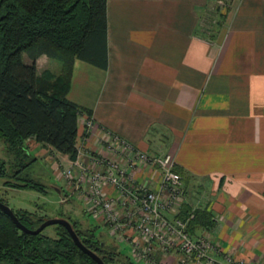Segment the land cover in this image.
<instances>
[{
	"label": "crops",
	"instance_id": "1",
	"mask_svg": "<svg viewBox=\"0 0 264 264\" xmlns=\"http://www.w3.org/2000/svg\"><path fill=\"white\" fill-rule=\"evenodd\" d=\"M106 45V68L74 62L67 97L94 123L83 139L87 114L78 118V158L89 164L105 132L171 154L179 212L211 211L200 234L219 246L216 258L264 264V0H106ZM134 178L157 189L161 173L145 166Z\"/></svg>",
	"mask_w": 264,
	"mask_h": 264
},
{
	"label": "trees",
	"instance_id": "2",
	"mask_svg": "<svg viewBox=\"0 0 264 264\" xmlns=\"http://www.w3.org/2000/svg\"><path fill=\"white\" fill-rule=\"evenodd\" d=\"M42 55L58 64L57 72L50 68L38 72L36 61ZM77 59L107 66L106 0H0V141L5 154L0 157V178H8L6 185L45 191V184L31 171L36 158L29 141L69 159L77 157L78 118L91 114L67 97ZM174 170L181 172L176 166ZM60 194L64 196L62 188ZM13 212L28 228L45 219L26 209ZM177 216L188 218L192 237L214 224L205 207L192 209L182 203ZM63 218L105 264H134L122 255L118 242H101L93 229H81L80 222ZM53 229V235L44 229L23 233L0 210V264H98L73 242L64 226L53 224Z\"/></svg>",
	"mask_w": 264,
	"mask_h": 264
},
{
	"label": "built area",
	"instance_id": "3",
	"mask_svg": "<svg viewBox=\"0 0 264 264\" xmlns=\"http://www.w3.org/2000/svg\"><path fill=\"white\" fill-rule=\"evenodd\" d=\"M83 127L79 137L85 139L94 129L92 117L84 118ZM100 140L102 151L89 156V164L80 160L77 154L67 166H58L65 188L61 201L68 200L73 194L79 197L89 216L107 225L112 236L130 245L132 257L137 262L247 264L226 254L223 260H218L215 255L221 253L218 245L205 235L192 237L188 233V218L184 220L177 216L183 198V183L181 175L174 170L171 154L153 155L136 150L109 132H105ZM76 146L78 150V138ZM145 166L160 171L157 189L135 181L134 172ZM106 187L113 188L115 195L108 196ZM168 212H172V217L167 216ZM128 230L138 234L142 244H139L140 240L139 243L131 240Z\"/></svg>",
	"mask_w": 264,
	"mask_h": 264
},
{
	"label": "rangeland",
	"instance_id": "4",
	"mask_svg": "<svg viewBox=\"0 0 264 264\" xmlns=\"http://www.w3.org/2000/svg\"><path fill=\"white\" fill-rule=\"evenodd\" d=\"M23 60L25 62L29 61L26 54H23ZM36 65L38 72H41L45 68H50L54 72L58 71V64L54 61L48 60L45 56L39 58ZM3 147L4 144L0 141L1 158H5ZM30 153L32 154V157L36 158L31 166V171H33L32 174L35 178L45 184V191L39 192L32 189L11 187L5 184V181L8 180V178H0V199L4 204L13 211L17 209H26L36 213L38 216H44L45 219L68 217L71 221H78L80 222L79 227L81 229H84L85 227L93 229L95 236L98 237L101 242H118L117 244L122 251V255L130 257L134 261V264H144L133 259L130 246H127V243L125 244L117 238H113L106 225L98 223L89 215L85 214L82 211L81 201L75 197L74 194L70 195L66 202L61 201L57 189L62 188V192L65 195V188L64 181L58 178V166L61 168L66 166V163L65 165L63 164V155L61 153L53 151L49 147L41 144H37V148ZM43 231L46 234L53 235V225L46 226Z\"/></svg>",
	"mask_w": 264,
	"mask_h": 264
},
{
	"label": "water",
	"instance_id": "5",
	"mask_svg": "<svg viewBox=\"0 0 264 264\" xmlns=\"http://www.w3.org/2000/svg\"><path fill=\"white\" fill-rule=\"evenodd\" d=\"M57 191L60 194V189L58 188ZM60 197L62 198L61 194ZM0 210H2L5 214H7L12 222L16 225V227L21 230L23 233L27 234H37L40 231H42L46 226L53 225V224H60L64 226L67 231L69 232L70 237L72 238L73 242L87 255H89L93 260H95L98 264H105L102 259L95 254L92 250L85 247L80 239L78 238L76 232L74 231L71 223L63 218V217H57V218H46L44 219L36 228H28L24 224H22L18 218L15 216L12 209H10L6 204H4L2 201H0Z\"/></svg>",
	"mask_w": 264,
	"mask_h": 264
}]
</instances>
